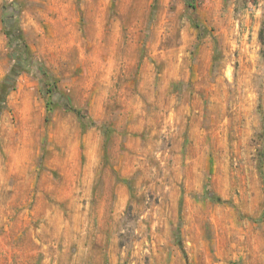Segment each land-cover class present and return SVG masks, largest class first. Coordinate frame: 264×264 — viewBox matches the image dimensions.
<instances>
[{
    "label": "rangeland",
    "instance_id": "374dc122",
    "mask_svg": "<svg viewBox=\"0 0 264 264\" xmlns=\"http://www.w3.org/2000/svg\"><path fill=\"white\" fill-rule=\"evenodd\" d=\"M190 3L0 0V264H264V0Z\"/></svg>",
    "mask_w": 264,
    "mask_h": 264
},
{
    "label": "trees",
    "instance_id": "16d2710c",
    "mask_svg": "<svg viewBox=\"0 0 264 264\" xmlns=\"http://www.w3.org/2000/svg\"><path fill=\"white\" fill-rule=\"evenodd\" d=\"M187 3L189 5H192L190 3V0H187ZM10 8H11L10 5H6L3 7V16L6 19L12 17ZM5 31L9 37V41H10L11 46H12V52H13V56L15 58V62L13 64V66L11 67L10 71L6 74L5 78L2 80V82L0 84V108L3 107L4 101H5V96L8 92V90H10L14 87V82H15V79H16V76L18 75V73L21 70H27V69L31 68V66H32V59L29 55L27 45L23 43V41L20 37L19 28H18L16 18L13 19V17H12L11 22L5 23ZM65 106L69 110L73 111L80 118H84L85 115L81 109L70 106L68 103H66ZM259 168L260 169L262 168L261 160H260Z\"/></svg>",
    "mask_w": 264,
    "mask_h": 264
}]
</instances>
